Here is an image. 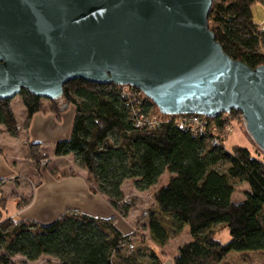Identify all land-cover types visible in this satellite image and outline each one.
Masks as SVG:
<instances>
[{
	"label": "trees",
	"instance_id": "1",
	"mask_svg": "<svg viewBox=\"0 0 264 264\" xmlns=\"http://www.w3.org/2000/svg\"><path fill=\"white\" fill-rule=\"evenodd\" d=\"M256 2L264 5V0H213L208 16L209 29L224 53L251 68L264 65V29L252 15ZM19 97L27 130L34 115L45 112L44 100L26 90ZM10 102L0 100V126L16 137L18 125ZM49 102V111L57 118L70 105L75 116L68 139L28 144V157L37 169L42 158L74 156L86 172L89 190L103 196L123 217L133 207L122 189L125 181L132 180L137 190L145 191L165 174L169 178L154 195L156 209L147 214L149 237L122 234L115 217H92L72 209L50 224L17 220L10 218L8 199L0 195V264H17L18 257L35 262L42 256L61 264H163L151 242L162 248L185 227L191 240L173 255L174 264H228L232 252L264 253V158L239 146L228 151L217 135L229 116L239 112L208 118V128L201 132L180 125L186 116L162 114L136 88L82 79L67 83L63 97ZM153 109L161 116L155 123ZM215 139L219 145H214ZM49 172L57 179L75 176L56 169ZM236 183L248 185L240 202L233 200ZM41 184L42 180L38 187ZM31 200H21L17 209ZM219 225L229 233L227 242L214 230Z\"/></svg>",
	"mask_w": 264,
	"mask_h": 264
},
{
	"label": "water",
	"instance_id": "2",
	"mask_svg": "<svg viewBox=\"0 0 264 264\" xmlns=\"http://www.w3.org/2000/svg\"><path fill=\"white\" fill-rule=\"evenodd\" d=\"M213 0H0V100L59 101L82 79L140 90L165 115L241 113L264 151V65L226 55Z\"/></svg>",
	"mask_w": 264,
	"mask_h": 264
},
{
	"label": "rangeland",
	"instance_id": "3",
	"mask_svg": "<svg viewBox=\"0 0 264 264\" xmlns=\"http://www.w3.org/2000/svg\"><path fill=\"white\" fill-rule=\"evenodd\" d=\"M252 15H253V21L258 26V28L264 29V5L262 3L256 2L253 4ZM124 87H128V86H124ZM43 104L45 107L44 108L45 112L42 113L54 114L53 112L49 111L51 104L48 100H44ZM10 107L12 111L15 112L16 114L15 119L17 125L20 124L23 120L22 115L24 112L22 111H25L21 98L17 96L16 98L12 99L10 102ZM71 107H72L71 105L68 106V108L63 113H66ZM160 118L161 116L158 114V112L155 109H153L152 119L156 121ZM20 126L21 127H19L18 125V135L16 137L11 136V134L8 132L7 128L4 125L0 126V149L3 153L4 152L15 153L18 163L17 170L18 172H23L20 176L16 178V180H18L17 182L12 183L10 186L9 185L6 186L4 190L0 189V195L8 199L7 213L8 211L13 212L15 210V201L17 208V204L21 200H26L30 198L32 199V196L35 190L38 188L39 183L41 182V180H43L42 174L45 175L47 173L50 174L49 172L50 169H56L57 171L65 172L67 174L71 173L72 175H75V177L83 175L86 178V173L83 174L85 171L78 166L77 161L72 155H70L68 158L64 160L62 158L54 159L53 156H49L48 158H42L41 163L38 164V169H39L38 171L37 166L28 157L29 151H28V145L25 140V136L23 137L21 135L22 130L24 131V122ZM21 128L23 129L21 130ZM217 135L220 138L224 139V147L228 151H232L234 147L239 146L248 149L252 154V156L255 158H258L260 160L264 158V156L259 153L252 139L249 137L241 113L238 115H230L228 122L227 121L224 122L223 130H221V132L218 131ZM13 138H15L16 140H14ZM13 144H15L16 147L10 150L9 146L10 145L13 146ZM168 178L169 175L165 174L160 178L158 184L145 191L137 190L134 187L132 180L125 182L124 184L125 197L128 202H131L133 204V207L130 210L127 217H123L118 212L115 211L117 215L115 218L116 219L115 222H117V217H119L127 221L128 226L132 227L131 228L132 234L137 232L138 234H143L147 237V231L145 230V222L147 223V214L150 210L156 209L154 195L159 187L167 183ZM247 191H248L247 184L236 183L233 200L235 202H240L244 200ZM185 229L186 231L188 230L187 227ZM215 231L221 241L227 242L230 239L229 233L225 228V226H217L215 228ZM188 239H189L188 234L186 233H183L180 236L172 238L170 242L168 241L167 243L168 245L166 244L167 247L164 249L165 254L167 253L168 257L173 258V255L177 252L179 246L185 244V242H187ZM232 254L235 255L237 254V252H232ZM252 256L256 257L260 261L264 259V253L256 252ZM229 259L231 261H234L238 258L232 257ZM16 262L17 264H61L57 259L48 256H42L39 260L35 262H26V263L23 260V258L18 257L16 259Z\"/></svg>",
	"mask_w": 264,
	"mask_h": 264
},
{
	"label": "crops",
	"instance_id": "4",
	"mask_svg": "<svg viewBox=\"0 0 264 264\" xmlns=\"http://www.w3.org/2000/svg\"><path fill=\"white\" fill-rule=\"evenodd\" d=\"M22 112H24L22 115L23 120L20 124H18L19 127H21L20 125H22V123L25 122L26 119V111ZM13 113L16 118L15 112ZM74 116L75 108L73 106L66 113H63L59 118H57L56 115L52 113H38L32 118L27 130L23 131V128H21V135L23 137L25 136L27 145L30 143L54 144L58 141L68 139L72 131ZM13 139L16 140L15 138ZM15 147V144H13V146H9L10 150ZM62 159L64 160L66 158ZM17 167L18 163L15 153L2 152L0 154V181H2L0 183L1 190H4L6 186H10L12 183L18 181L16 180V178L23 172H18ZM85 173L86 172H84L83 174ZM42 175V184L35 190L30 204L22 209H17L15 201V210L13 212L8 211L10 218H14L17 220H31L41 224H50L69 209L78 210L92 217H99L104 219H109L112 217L116 218L117 215L115 213V210L108 204L107 200L103 196L93 194L89 190L85 177L83 175L61 179L54 178L49 173H47L46 175ZM124 184L122 186L123 191ZM115 226L124 235L132 234V227L128 226L127 221L119 217H117ZM146 227L147 223L145 222V230ZM185 228L177 236L186 233L188 234L189 238L187 242H189L191 240V236L189 234V231H186ZM147 237H149L148 231ZM172 238H170L169 242ZM167 245L161 248L151 242V248L157 252L163 264H174L173 258L168 257L167 253L165 254L164 249L167 247ZM255 253L256 252L237 253L235 255L230 253L227 257V263L264 264V259L260 261L256 257L252 256ZM232 257H237L238 259L231 261L229 258Z\"/></svg>",
	"mask_w": 264,
	"mask_h": 264
},
{
	"label": "built area",
	"instance_id": "5",
	"mask_svg": "<svg viewBox=\"0 0 264 264\" xmlns=\"http://www.w3.org/2000/svg\"><path fill=\"white\" fill-rule=\"evenodd\" d=\"M169 116H175V115H169ZM181 116V115H180ZM186 116L183 119H180V125L183 126L185 123L188 124L192 129H196L199 131H206L207 130V119L208 117L202 116V115H196V114H186L182 115L181 117ZM156 121L151 118V123H155ZM214 145H219V142L217 139L213 140Z\"/></svg>",
	"mask_w": 264,
	"mask_h": 264
}]
</instances>
